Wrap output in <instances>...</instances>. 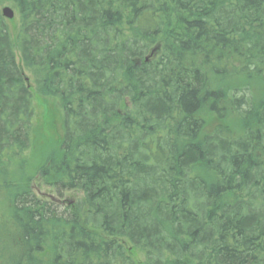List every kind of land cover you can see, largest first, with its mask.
<instances>
[{
    "label": "trees",
    "instance_id": "1",
    "mask_svg": "<svg viewBox=\"0 0 264 264\" xmlns=\"http://www.w3.org/2000/svg\"><path fill=\"white\" fill-rule=\"evenodd\" d=\"M0 264H264V0H0Z\"/></svg>",
    "mask_w": 264,
    "mask_h": 264
},
{
    "label": "rangeland",
    "instance_id": "2",
    "mask_svg": "<svg viewBox=\"0 0 264 264\" xmlns=\"http://www.w3.org/2000/svg\"><path fill=\"white\" fill-rule=\"evenodd\" d=\"M4 8L5 7H3L2 10ZM8 22L11 28H13V30H16L17 17L12 20H8ZM47 107L48 109H50V106H47L45 102L37 101V112L34 126L35 131L40 137H37L35 139V150L29 157L31 162V167L28 168L29 175H32L34 173V168L36 166H39L43 161L45 156H43L42 153L45 154L47 150L49 151L53 149L61 138L62 128L59 117H53L50 114L48 115L46 111ZM207 127L210 129L213 127V125H208ZM32 185L34 186V192L36 193L37 197L41 198L42 200L60 199L61 202L68 203L82 199V195L77 192H67L63 195L62 198H59L55 194L54 190L46 185L43 181H41L38 177L32 181Z\"/></svg>",
    "mask_w": 264,
    "mask_h": 264
},
{
    "label": "water",
    "instance_id": "3",
    "mask_svg": "<svg viewBox=\"0 0 264 264\" xmlns=\"http://www.w3.org/2000/svg\"><path fill=\"white\" fill-rule=\"evenodd\" d=\"M2 15L6 20H12L15 18V12L8 6L2 10Z\"/></svg>",
    "mask_w": 264,
    "mask_h": 264
}]
</instances>
